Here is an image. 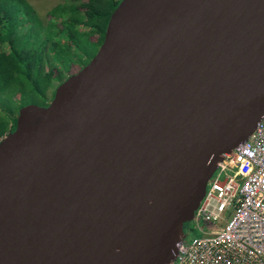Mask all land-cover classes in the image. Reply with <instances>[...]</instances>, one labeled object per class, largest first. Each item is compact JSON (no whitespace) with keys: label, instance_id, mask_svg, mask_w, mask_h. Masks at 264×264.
Segmentation results:
<instances>
[{"label":"water","instance_id":"obj_1","mask_svg":"<svg viewBox=\"0 0 264 264\" xmlns=\"http://www.w3.org/2000/svg\"><path fill=\"white\" fill-rule=\"evenodd\" d=\"M264 115V0H120L0 139V264H167Z\"/></svg>","mask_w":264,"mask_h":264},{"label":"trees","instance_id":"obj_2","mask_svg":"<svg viewBox=\"0 0 264 264\" xmlns=\"http://www.w3.org/2000/svg\"><path fill=\"white\" fill-rule=\"evenodd\" d=\"M119 2L62 0L44 23L25 0H0V138L14 129L19 108L51 100L53 92L46 93L62 75L65 55L95 54Z\"/></svg>","mask_w":264,"mask_h":264},{"label":"built area","instance_id":"obj_3","mask_svg":"<svg viewBox=\"0 0 264 264\" xmlns=\"http://www.w3.org/2000/svg\"><path fill=\"white\" fill-rule=\"evenodd\" d=\"M240 178L241 183L236 182ZM167 264H264V115L221 158Z\"/></svg>","mask_w":264,"mask_h":264},{"label":"rangeland","instance_id":"obj_4","mask_svg":"<svg viewBox=\"0 0 264 264\" xmlns=\"http://www.w3.org/2000/svg\"><path fill=\"white\" fill-rule=\"evenodd\" d=\"M25 1L32 7L37 17L44 23L48 20L47 11L50 10L52 7H54L56 4L62 2V0H25ZM91 54H92V50L90 51V55ZM72 55L73 57L69 58ZM66 58H67L66 62L61 66L62 75L59 76L58 81L57 80L52 81L53 87L48 89L46 93V98H48L49 94L54 91L55 87L59 83L64 81L68 76L79 71L91 59L90 56L85 55L82 51L81 52L79 51V55L70 52L67 54V56L65 55V59ZM14 116L16 117V114ZM7 133L8 132H6L3 136H5ZM236 182L241 183L240 178H238ZM198 236H200V234L196 231H193L190 233H185L182 240H186V239L191 240L197 238Z\"/></svg>","mask_w":264,"mask_h":264},{"label":"clouds","instance_id":"obj_5","mask_svg":"<svg viewBox=\"0 0 264 264\" xmlns=\"http://www.w3.org/2000/svg\"><path fill=\"white\" fill-rule=\"evenodd\" d=\"M185 225H186V224H185ZM185 225H184V226H185Z\"/></svg>","mask_w":264,"mask_h":264},{"label":"bare ground","instance_id":"obj_6","mask_svg":"<svg viewBox=\"0 0 264 264\" xmlns=\"http://www.w3.org/2000/svg\"><path fill=\"white\" fill-rule=\"evenodd\" d=\"M196 236V235H195Z\"/></svg>","mask_w":264,"mask_h":264}]
</instances>
